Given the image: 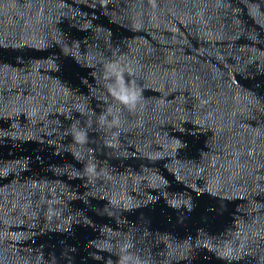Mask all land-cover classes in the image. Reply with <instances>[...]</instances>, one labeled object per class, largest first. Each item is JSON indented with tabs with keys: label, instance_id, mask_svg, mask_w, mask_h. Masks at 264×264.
<instances>
[{
	"label": "water",
	"instance_id": "obj_1",
	"mask_svg": "<svg viewBox=\"0 0 264 264\" xmlns=\"http://www.w3.org/2000/svg\"><path fill=\"white\" fill-rule=\"evenodd\" d=\"M124 255L264 264V0H0V264Z\"/></svg>",
	"mask_w": 264,
	"mask_h": 264
},
{
	"label": "clouds",
	"instance_id": "obj_2",
	"mask_svg": "<svg viewBox=\"0 0 264 264\" xmlns=\"http://www.w3.org/2000/svg\"><path fill=\"white\" fill-rule=\"evenodd\" d=\"M124 72L125 69H123L119 63H110L106 65V87L116 104L115 108L109 109L110 114L119 112V106H123V108H126L130 112L135 111L141 103L139 88L136 86L135 82H125ZM77 138L83 141L84 136L82 133H77ZM121 264H141V262L133 256L124 255Z\"/></svg>",
	"mask_w": 264,
	"mask_h": 264
}]
</instances>
